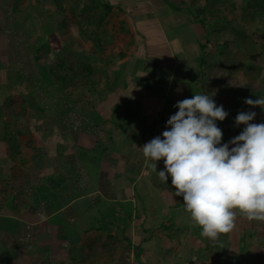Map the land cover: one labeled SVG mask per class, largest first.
Returning a JSON list of instances; mask_svg holds the SVG:
<instances>
[{
	"label": "crops",
	"instance_id": "1",
	"mask_svg": "<svg viewBox=\"0 0 264 264\" xmlns=\"http://www.w3.org/2000/svg\"><path fill=\"white\" fill-rule=\"evenodd\" d=\"M107 1L116 8L123 9L126 21L133 27L139 28L136 32H139L141 42L136 41L138 38L135 33L134 47H129L124 59L119 61L112 59L105 67L101 64V60L95 63V69L100 71L98 74L102 77V82L98 86V92L86 100L89 105L91 100L94 110L89 114L78 112L71 117L74 122H76L75 118L80 120L85 118V122L93 126L94 135H88L77 129L71 130L69 129L71 127L65 126L64 121L68 120V114L62 113V108L53 107L57 99L46 97L50 100L45 104V108L48 111L50 107L51 113L46 114L42 110L44 113L41 112V115H29L28 121L33 126H25L20 134L32 135L29 143L33 140L37 143L38 138L44 142L43 148L37 149L38 153L42 150V155L40 152L33 156L31 152L27 158L25 154L30 149L28 150L26 146L27 139L23 140L27 137L19 135L15 148L17 151L13 150L11 146L13 142H7L5 130L7 117L3 120L0 112V264H73L75 257L78 261L84 259L87 254L86 245H89L90 240H96L99 232L94 230L95 227H99L105 221L103 225L106 231L100 232L99 235L114 233L113 228L122 233L130 220L138 214L142 215L143 220L142 217L137 220L140 223L132 228L133 231H138L140 228L144 233H148L153 230L154 225L161 228L168 220V214L174 221L176 218L179 222L184 219V223H191L194 229L196 226L199 227L185 210L183 197L181 196L180 202L175 199L169 185L160 179L158 173L165 170L163 160L157 161V171L153 170L145 162L142 148L157 136L163 139L162 133L168 127L169 117L178 111L175 107L178 101L190 98L194 94L210 95L207 84L203 83V76L206 75L207 70H202L199 66L203 52L197 49L196 43L184 41L179 26L181 23L186 24V20L180 18L178 21H172L173 24L176 23L175 28H169L166 33L162 30L161 35L162 39L166 38L170 42L165 48L168 55L170 53L167 56L169 57L167 63L171 67H166L161 51L158 49L154 51L151 47L152 43L155 47V43L149 40L152 34L149 21L153 23L151 27L161 24L166 26L173 13L169 5L164 0ZM48 7L46 18L39 23L46 22L43 24L46 26L45 29L53 26L57 28L48 35L42 30L45 39L40 42H48L54 48L62 47L63 54L74 57L75 53L72 51L75 49V42L81 48L79 43L81 38L76 36L71 39L64 36L59 25L57 26L61 16L55 13L53 7L49 5ZM165 7L171 13L162 14L160 10ZM136 18L141 22H136ZM109 20L110 17L107 24ZM191 26L189 29L193 30ZM131 30L134 32L133 29ZM106 31L105 37L115 40L116 31L114 32L113 29ZM195 34L199 39L196 31ZM36 40L34 42L39 43L38 39ZM174 41L180 44L178 53L174 50ZM83 45L88 49L86 42L83 41ZM86 49L81 56L89 60L93 56ZM153 51L163 60L160 61V57L154 56V53H151ZM188 54H192V60H189ZM54 55L53 51L49 57L52 58ZM152 56L155 63L150 60ZM183 62L186 64H177ZM190 65L192 67L189 68ZM7 82H2L0 85V107L4 105L7 100L5 98L9 94H14L13 89L18 85ZM243 84L245 83L241 82L238 87L231 86V93L224 90L225 94H230L231 101L235 104L233 106L236 109L233 114L236 115L242 111H249L244 101L249 97L248 93H251L249 92L251 86L256 85L248 84V88H245L242 87ZM210 85L213 86L214 83ZM262 89L261 93L264 94V85L259 90ZM27 93L28 88L22 89V96ZM255 93L252 90V97L257 96ZM30 107H32L31 103ZM39 107L36 108L41 110ZM251 108L256 112L264 111L261 107ZM235 119L236 117L228 115L222 121L223 127L218 126L223 132L222 144L229 143L245 127L237 126ZM255 119L254 123L258 124L259 121ZM217 122L221 123V121ZM116 137L124 140L117 149L111 147ZM133 137L134 142L125 144ZM8 139L11 141V135ZM91 140L93 145L90 143ZM126 145H130L128 153L122 151V147L126 148ZM135 148H139V158H133L131 154ZM106 154H109L108 158ZM105 165L110 170L107 186H103L102 181L106 175ZM26 168L30 170L27 171ZM31 170L35 171V175ZM129 172L134 175V180L131 182L126 179ZM86 175H90V178L88 176L86 178ZM170 186H173L172 183ZM101 190L108 194V198L102 196ZM92 198H96L97 203L103 202L101 210L98 209L97 204L92 205ZM140 203L143 209L137 211V205ZM145 211L153 212V215L150 214L147 218ZM105 214H108L111 220L109 218L102 220ZM173 220L168 223L169 227H172V224L175 226ZM121 223L124 225L121 226ZM195 232L193 238L191 235L185 245H198V240L201 242ZM229 234H226L227 237L234 240ZM223 236V234L219 236L220 245H224V242L228 244L226 236ZM69 237L73 238L70 240Z\"/></svg>",
	"mask_w": 264,
	"mask_h": 264
},
{
	"label": "trees",
	"instance_id": "2",
	"mask_svg": "<svg viewBox=\"0 0 264 264\" xmlns=\"http://www.w3.org/2000/svg\"><path fill=\"white\" fill-rule=\"evenodd\" d=\"M35 1L38 5L45 2L47 5L53 7L55 13L61 16V20L57 22V26L59 25V29L63 31L64 36L71 39L76 36L80 37L88 44L93 58L87 60L81 56V53L77 52L73 55L74 57L68 56L67 54H63L64 48H54L48 42L27 43L34 61V81L31 80L26 96L21 95L17 97L9 94L4 105L0 107V112L7 116L5 123L7 142H13L11 145L13 150L17 146V137L22 134L23 130L20 127V122L26 121L29 118L30 99L39 93L37 88H40L46 94V97L50 99L51 97L52 99L57 97V103H54L53 107L55 106L57 109L62 108V113L69 114L72 111L92 113L94 108L86 100L98 92V86L102 82V77L98 74L100 71L95 69V63L98 60H106L107 63H110L112 59H124L127 56L129 47H134L135 42V33L128 27L126 20H121L117 24V36L115 40L105 37L107 31L104 27L115 10V7L107 0ZM196 1L180 0V4H177L170 2V0H164L175 15L180 16L181 19L184 18L188 24L200 25L207 31L208 39L205 43H202L200 38L196 37L195 31L189 29L187 23H181L179 26V31L182 32L184 41L196 43L198 45L197 49L203 52L199 66L202 70H210L211 65L208 68L205 65L206 56L208 55L206 52L207 46L211 42L209 41L210 37L214 38V48L217 49L216 52L221 57V55H226V47L229 43L226 40V36H230L232 42L235 44L236 51L234 54L226 55L223 61L226 66L222 69L223 74L228 73L231 77H234L236 73H239L245 77L248 83H257V80L262 77L264 72L262 66L253 64L257 61L260 35L263 36L264 34V0H246V5L243 7H239L237 3L229 2L228 0H206V4L202 8L196 5ZM24 2L25 0H15L14 10L16 13L22 12ZM119 10L123 11V9ZM238 22H241V24H238ZM40 24V28L43 29L45 35L50 34V32L55 30L54 28H57L52 25L53 27L45 29L43 21ZM246 25H257V28L254 31H248L245 28ZM187 34H190V37ZM53 51L55 55L51 58L49 54ZM95 55L99 58L95 57ZM219 68H222V66ZM20 72L22 75V71L20 70H16L15 72L18 78L20 76L17 74ZM210 74L216 83L214 85L221 86L223 80L217 79L219 77L214 76L212 72ZM205 76L204 74L203 81H205ZM21 77L24 81L27 80L24 75ZM12 83H16V79ZM231 88L229 83H226L223 87L226 91H229ZM42 102L43 100L39 102V108L46 113L48 111H46L45 107H42ZM45 104L44 101L43 105ZM81 104L83 106H80ZM10 135L11 141L8 139ZM113 140L114 145L111 147L115 149L118 146L121 147L120 143L124 142L121 137H116ZM133 176V173H127V181H133ZM238 215L244 216L239 212ZM105 218H109L108 214H105L102 220ZM94 230L100 234V232L106 231V227L101 223ZM219 240H221V237L215 240V245H208L206 249L207 252L218 254L222 258L225 250L221 248L222 245H220L221 242ZM94 242L90 240L89 245H86L89 255L86 254V257L80 261L75 257L74 261H72L73 264H84V262L86 264H114L119 260L126 263V250H130L133 245L130 239H119L113 235L105 237L98 235ZM136 249L137 251L141 250L140 247ZM136 257L138 260L140 259L139 252H137Z\"/></svg>",
	"mask_w": 264,
	"mask_h": 264
},
{
	"label": "rangeland",
	"instance_id": "3",
	"mask_svg": "<svg viewBox=\"0 0 264 264\" xmlns=\"http://www.w3.org/2000/svg\"><path fill=\"white\" fill-rule=\"evenodd\" d=\"M228 1L237 3L239 7H243L246 5V0H228ZM170 2L180 4V0H170ZM14 3H15V0H0V71H2L0 72V85H2V82L3 83L7 81L14 82V80L16 79V83L18 82L17 83L18 85H16V87L13 89L14 90L13 95L18 97L22 95L21 94L22 89L24 90V88L25 89L29 88L31 80L34 81V76H35V73L33 72L34 61H33L32 54L30 50L28 49L27 43L33 44L35 43L34 41H37L36 39H38V41H43L45 39V37L42 35L43 29L40 28L41 24L39 22L43 18H46L47 12L49 11V7L45 2L38 5L35 0H25L24 6H22L23 8L22 12L16 13L15 10L13 9ZM205 4H206V0L196 1V5L200 8H202ZM160 12L162 14H166L168 12L171 13L169 9H167L166 7L160 10ZM39 14H40L39 16L40 18L38 17ZM136 14L138 15L139 12L137 11ZM124 15H125L124 11L122 10L120 11L118 8L115 7V10L112 12L110 16V20L108 21V24L105 25L104 29L108 30V32L112 29L114 30V32L117 31V28H116L117 24L122 19L124 20L127 19L126 17H124ZM179 19H180V16L175 15L174 13H171L166 26L161 24V25H154L153 27H151L153 23L149 21L150 23L149 28L152 31V34L149 37V40L155 43V47L153 43L151 47L154 49V51H156L157 49L160 50L161 54H163L161 56L164 57V60L162 57H160L159 54L154 53V51L151 53L152 54L154 53V56L160 57L161 58L160 61L163 60L164 61L163 63H165L166 67L170 66V64L167 63L169 59V57L167 56H169L170 53L168 55V53L166 52L167 49L165 47L166 45H169L170 42L166 38L162 39V36H161L162 30H163V33H166V31H168L169 28L171 29L175 28L174 26L176 25V23L173 24V22L178 21ZM136 22H141V20L136 18ZM45 23L46 22L43 21V24ZM238 24H241V22H238ZM188 25L189 26L192 25L191 27L193 31H196L197 36L201 38V40L203 41L202 43H205L207 41L208 39L207 31L203 29L202 26L193 25V24H188ZM240 26H243V25H240ZM44 27L46 26L44 25ZM128 27L133 29L134 33H136V38H138L136 41L141 42V38L139 37V32L138 31L136 32V29L139 30V28L133 27L129 22H128ZM245 28L248 31L250 30L254 31L257 28V25H246ZM174 32H177V31H174ZM187 36L190 37V34H187ZM164 37H166V35ZM260 37L261 39H260L259 50H258V55L256 59L257 61L253 64L262 66L264 68V56H263L264 55V34L263 36L260 35ZM226 40H228L229 43H228V46L226 47L225 54L226 55L231 54V53L234 54L236 51V47H235V44L232 42L231 37L226 36ZM209 41L211 42L208 43V46H207L206 52L208 53V58L206 59L205 65L207 68L210 65L211 67H210V70L205 72L206 76L204 77L205 81L203 83L207 84V87L209 89L208 91L210 95L212 96V98L214 99L217 106L222 105L225 111L229 113L230 117L231 116L236 117L237 115L233 114L235 113V109H236V107L233 106L235 104L232 103L230 94H225L226 92H224L223 87L226 85V83H229L232 87L234 86L238 87V85H241V82H242V83H245L242 85V87L248 88L247 85L250 83H248L245 77L240 75L239 73H236V76L234 77L233 76L231 77L230 74L228 73L223 74L222 69L223 67H226L225 62L223 61L225 60L226 55L225 56L221 55V57H219V55L216 52L217 49L214 48V44H213L215 41L214 38L210 37ZM79 43L81 45V48H79L78 44L75 42L76 46H74L75 48L74 50L78 53L85 52L84 49H86V47L85 45H83L82 39L79 40ZM179 45L180 44H178L177 41L173 42L174 50L177 53L180 50ZM69 46H71V43L69 44ZM74 50L72 51V53H75ZM86 51L87 52L89 51V46H88V49H86ZM154 56H152V59H150L153 63H155V61L153 60ZM188 58L189 60H192L193 59L192 54H188ZM116 61H119V60L117 59ZM100 62L104 66L109 65V63H107L106 60H101ZM184 63L185 62L177 63V64L181 65ZM221 66L222 68H219ZM190 67H192V65H190L189 68ZM16 70L22 71V75H24V77L27 80L26 81L23 80V78L21 77L22 76L21 72L17 74L20 76L18 78L15 75ZM210 72H212L214 76L219 77L217 79L223 80V83L221 86L219 85L211 86L210 85V83H215ZM257 83H255L256 85L251 86V91H249L251 93H248L249 97L247 98H251L255 100L261 96H264V94L261 93L263 89L259 90L264 85V72H263L262 77L257 80ZM32 84L34 83L32 82ZM37 90L39 91L38 95L30 99V103L32 107H30L29 110H30V115L32 114V116L34 114L41 115L42 113H44L42 112L41 108H40L41 110L36 108L37 106L39 107L38 104L39 102H41L40 100H43V102L44 100H46L45 103L49 101L48 99H46V94H44V92L41 91L40 88H37ZM252 90L256 92L255 94H257V96L252 97ZM229 92L231 93L232 90H229ZM26 95L27 94H25L24 96ZM7 98L8 97H6L5 99ZM54 98L57 99V97H54ZM43 102L41 103V105L42 107H45V105H43ZM89 103L91 106V100H89ZM80 106H83V105L81 104ZM246 106H247L246 108L249 111H254V110H251L252 109L251 106L247 104ZM48 109L49 110L48 112H46V114L48 113L50 114L52 111L50 107ZM254 112L257 114L256 118L259 121L258 124L264 123V111L262 112L254 111ZM71 113L72 114L70 115L68 114L69 116L68 120L64 121L65 126L71 127L69 128L71 130L77 129V130L87 133L88 135H91V136L94 135L93 126H91L90 124H87L85 122L86 121L85 118L82 120H80V118L79 119L75 118L76 122H74V120H71L72 115L74 114L77 115L78 111H72ZM2 117H3L2 119L4 120V117H7V116L6 114L2 113ZM135 118L137 117L135 116ZM28 120L29 118L26 121L23 120L22 122H20L21 124L20 127L22 129H24L25 126L27 127V125H30L31 127L33 126L30 124ZM254 121H252V123H254ZM220 125H222L221 127H223V122L221 123L217 122V126H220ZM241 126H245V125H241ZM27 129L29 130V128ZM243 130L244 128L242 129V131ZM20 136L27 137V138H23V140L27 139L26 146L28 150L30 149L29 152L25 154L27 158L31 152H33V156L36 154H40V152L42 155V150L41 151L39 150V153L37 152V149H42L43 148L42 144H44V142L41 141L40 138L37 137L38 138L37 143H35V140H33L32 143H29V138L32 137V135L24 134ZM18 138L19 136L17 137V139ZM86 141H89V139H86ZM131 141L134 142L135 138L134 137L130 138L128 141H126L125 144ZM90 143L93 145L92 140L90 141ZM129 147L130 145L128 146L126 145V148L122 147V151L124 153H128ZM138 150L139 148L133 149V153H131L133 158L135 157L139 158ZM15 151H17V149H15ZM108 157H109V154H106V158ZM133 158H132V162H134ZM26 169L27 171L30 170V168H26ZM104 171L106 175H104V180L102 181H103V186H107L108 180H109L108 176H110V173H109L110 170L107 168L106 165L104 166ZM34 172L31 170V173H33V175H35ZM87 176L88 178H90V175H86V178ZM169 183L170 184L172 183L170 175H168L167 184L169 185L170 190L173 192L172 196L175 197V199H177L180 202L181 196H175L176 189L172 188L174 186H170ZM140 185H142V183H140ZM70 189L71 187L69 188V190ZM143 195L145 194L143 193ZM102 196L105 198H108V194L105 191H103ZM91 203L92 205L97 204L98 209L101 210V203L103 202L100 201L97 203L96 198H92ZM141 207H142V204L141 203L138 204L137 211L142 210L143 208ZM145 212H146L147 218L150 216V214L151 216L153 215V212L151 213H148L147 211ZM136 216L137 217L132 218L130 220V223H128L123 233H119L116 228H113L112 232L114 233L101 234V236H104V237L107 235H113L119 239L128 238L132 241L133 245L131 246V249L126 250V253H125L127 264H264V222L249 221L245 216L237 215L236 227L229 234L234 237V240H231V238L223 234L224 236H226V239H227L226 242L228 244L224 242V245H222L221 248L225 250L224 251L225 254L221 258V256L218 254H215V253L213 254V253H209L206 251L205 247H207V245H215V241L211 240L208 237L203 236L202 229L200 226L199 227L196 226V228L194 229L191 223H184V219H182V222H179L178 218H176L174 221L173 218H171L170 214H168V217H167L168 220H166L165 225L163 227L159 228L158 225H154L152 227L153 228L152 231H149L148 233H144L143 230L140 228L138 231H133L136 224L140 223L137 220L140 217H142V215L140 214ZM141 219L143 220V217ZM172 220L175 223V226H173L172 224V227H169L168 223ZM104 223L105 221H103V224ZM240 223H242V225H240ZM120 225L122 226L124 225V223H121ZM71 228L73 229V227ZM168 229L169 230L171 229V231H167ZM194 232L197 234L198 237H200L201 242L198 240L197 242L198 245H193V244L185 245L186 243L189 242V238L191 235L193 238ZM163 234H165L164 237H163ZM72 238L73 237H69L70 240ZM73 244H75L74 241H73ZM137 247H140L141 250L137 251L136 249ZM137 252L140 253L139 260L136 257ZM87 255H89V251H87ZM126 263L120 262L119 260V261H116L114 264H126ZM84 264H86V262H84Z\"/></svg>",
	"mask_w": 264,
	"mask_h": 264
},
{
	"label": "clouds",
	"instance_id": "4",
	"mask_svg": "<svg viewBox=\"0 0 264 264\" xmlns=\"http://www.w3.org/2000/svg\"><path fill=\"white\" fill-rule=\"evenodd\" d=\"M244 102L264 109V96ZM175 107L163 139L157 136L143 146L145 162L157 171L156 162L164 161L160 179L166 184L171 176L175 196L183 197L203 236L215 241L231 233L238 212L249 221L264 222V123H252L254 111L239 112L235 123L245 125L244 130L222 144L216 121L229 113L211 95L194 94Z\"/></svg>",
	"mask_w": 264,
	"mask_h": 264
}]
</instances>
